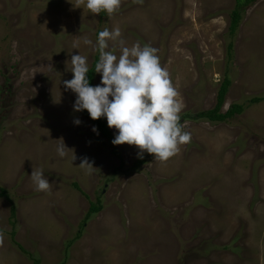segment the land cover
<instances>
[{
	"label": "rangeland",
	"instance_id": "obj_1",
	"mask_svg": "<svg viewBox=\"0 0 264 264\" xmlns=\"http://www.w3.org/2000/svg\"><path fill=\"white\" fill-rule=\"evenodd\" d=\"M235 7L122 0L109 17L78 0H0V191L16 208L12 220V203L0 197V264H264V102L249 105L264 96V0L232 37ZM104 28H119L129 47L157 49L181 117L215 108L225 74L232 86L222 113L233 104L245 112L225 123L186 120L191 140L175 156L150 155L132 170L138 150L114 146L115 129L112 140L94 133L63 85L71 55L91 67L99 53L83 39L95 44ZM85 157L94 169L80 167ZM36 170L50 191L36 190ZM99 200L103 211L87 221Z\"/></svg>",
	"mask_w": 264,
	"mask_h": 264
},
{
	"label": "clouds",
	"instance_id": "obj_2",
	"mask_svg": "<svg viewBox=\"0 0 264 264\" xmlns=\"http://www.w3.org/2000/svg\"><path fill=\"white\" fill-rule=\"evenodd\" d=\"M121 2L78 0L90 13L104 12L109 17L118 13ZM121 35L119 28H104L95 44L84 38L83 43L99 53L95 73L100 75V83L95 86L90 83L88 57L79 53L71 55L72 79L63 81L64 88L75 94L74 112L86 111L93 121L104 118L107 126L115 129L111 141L114 146H134L141 159L147 153L156 160L167 161L191 140V133L185 130L187 122L181 123L183 106L179 93L169 72L161 65L157 49L139 42L129 47ZM110 42L112 50H109ZM74 124L80 125L81 121L75 119ZM92 131L98 134L96 127ZM68 150L64 142L57 146L61 158ZM80 167L94 169L86 157ZM30 176L37 191H50L52 183L43 170L32 171Z\"/></svg>",
	"mask_w": 264,
	"mask_h": 264
},
{
	"label": "trees",
	"instance_id": "obj_3",
	"mask_svg": "<svg viewBox=\"0 0 264 264\" xmlns=\"http://www.w3.org/2000/svg\"><path fill=\"white\" fill-rule=\"evenodd\" d=\"M257 0H236V7L231 12V24H230V36L234 37L237 33V30L239 29L241 22L243 20L244 13L246 12V9L253 5ZM104 13V12H103ZM233 50L234 45H229V51H228V59L231 60L233 57ZM99 60V55L95 57V60L93 61L90 71H89V79L90 83L95 86L96 85V79H97V73H95V64ZM232 86V81L228 74H225L223 83L220 87L219 93H218V99L216 107L207 110V111H201L196 114L192 115H184L181 117V123L185 122L186 120H194V121H208L211 123H225L229 121L232 118H235L238 115H242L246 110V105L242 104H233L231 108L226 112L222 113V108L225 105L226 97L229 93L230 87ZM264 102V96L254 97L249 101V105H254ZM82 114L93 124L94 127L98 129V133L106 140H112L113 139V133L112 130L107 126V121L104 118H101L100 120L93 121L90 119L88 113L86 111L82 112ZM114 153L119 157L122 158L120 153L117 149H114ZM151 159L150 155L143 156V158H138L134 166L132 167V170H140L141 167L146 165L149 160ZM74 187L82 192L81 187L75 183ZM0 197L7 198L12 203V220L16 218V208L13 205V201L10 199V196L8 195V192L5 189H1L0 191ZM103 205L101 200L98 201V204L93 203L92 207L90 209V212L88 214L87 221L94 215L98 214L103 211ZM15 224V223H14ZM15 234V233H14ZM81 234L78 235L77 238H79ZM35 264H38V262H35Z\"/></svg>",
	"mask_w": 264,
	"mask_h": 264
},
{
	"label": "bare ground",
	"instance_id": "obj_4",
	"mask_svg": "<svg viewBox=\"0 0 264 264\" xmlns=\"http://www.w3.org/2000/svg\"><path fill=\"white\" fill-rule=\"evenodd\" d=\"M45 245V244H44Z\"/></svg>",
	"mask_w": 264,
	"mask_h": 264
}]
</instances>
